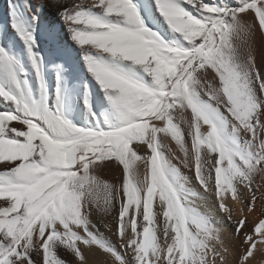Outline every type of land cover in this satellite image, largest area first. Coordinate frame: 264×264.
<instances>
[{"label": "snow or ice", "instance_id": "snow-or-ice-1", "mask_svg": "<svg viewBox=\"0 0 264 264\" xmlns=\"http://www.w3.org/2000/svg\"><path fill=\"white\" fill-rule=\"evenodd\" d=\"M257 36L264 0H9L0 264H251L264 250ZM80 88L94 123L69 118Z\"/></svg>", "mask_w": 264, "mask_h": 264}, {"label": "bare ground", "instance_id": "bare-ground-1", "mask_svg": "<svg viewBox=\"0 0 264 264\" xmlns=\"http://www.w3.org/2000/svg\"><path fill=\"white\" fill-rule=\"evenodd\" d=\"M8 2L9 0H0V25H7L8 24ZM9 35H13L11 32L9 33ZM69 43H71L69 41ZM17 46H18V50L20 48H22V45L20 44V42L17 40ZM255 46H256V56H257V63L258 65L264 63V39H262L260 36H257L255 38ZM54 77L52 79H50V91L52 86H54ZM101 97L103 96V93H100ZM93 99H95V97H93ZM106 104V102H105ZM5 107L4 102L2 100H0V108ZM93 110L95 111V107L93 108ZM70 119H72L74 122H89V123H94V121H92L89 117V113L87 111V108L85 107V103H84V98H83V89L80 88L77 96L75 98L74 101V107L73 110L69 116ZM79 126H82V124H80ZM165 143L172 148L173 150L178 151L177 146L175 145V143L173 141H171L170 139H166ZM174 163L176 161H173ZM0 170H3L2 165H0ZM142 170V169H141ZM181 171L183 172L184 175L186 176H192L193 173H191L188 169L186 168H181ZM104 176V178L111 180L114 173L112 170H105L102 174ZM189 187L191 188L192 191L195 192H199L201 195H207L206 193L203 192L202 189H200L199 185L196 184L195 182H192L189 184ZM192 203H193V207H195L198 211L201 212H208L210 209V205L207 204L205 201L201 200L199 197H193L192 198ZM237 208L239 207V205L236 206ZM259 210H260V204H257V214H259ZM256 215H252L249 217L250 220H253L256 218ZM215 219H219L218 214L214 217ZM222 228H225V235H227V233L231 232V228H228L226 224H221L219 225ZM101 231L105 233L106 236H108L111 239H115L114 237H111L110 233H108L103 227L101 228ZM67 259H69L70 264H74V260L72 257H67ZM229 264H232V257L229 256ZM251 264H264V250H258L254 253V259H252Z\"/></svg>", "mask_w": 264, "mask_h": 264}]
</instances>
